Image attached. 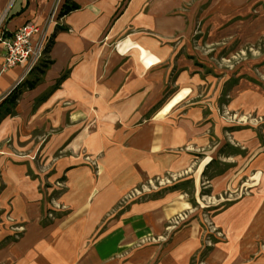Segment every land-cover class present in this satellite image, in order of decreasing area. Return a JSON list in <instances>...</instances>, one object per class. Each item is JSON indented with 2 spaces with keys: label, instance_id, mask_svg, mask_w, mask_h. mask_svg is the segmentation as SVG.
<instances>
[{
  "label": "crops",
  "instance_id": "obj_1",
  "mask_svg": "<svg viewBox=\"0 0 264 264\" xmlns=\"http://www.w3.org/2000/svg\"><path fill=\"white\" fill-rule=\"evenodd\" d=\"M71 1L79 9L58 19L65 0H19L0 32L3 39L25 23L56 18L28 74L25 63L0 73V138L7 134L2 120L29 108L27 133L42 132L34 151L54 161L53 174L41 176L33 161L0 150V210L23 230L4 246L0 264H118L117 257L121 264H188L199 247L194 231L151 243L163 240L172 216L187 208L178 189L115 213L147 179L197 181L215 160L211 132L217 148L224 141L215 108L205 116L206 100L195 95L203 80L189 41L192 18L179 12L188 0L166 9L163 0ZM2 63L0 45V69ZM11 97L13 104L5 102ZM45 177L61 185L47 187L59 192L51 202L39 191ZM48 209L60 216L50 222ZM217 256L214 264H227L220 261L225 254Z\"/></svg>",
  "mask_w": 264,
  "mask_h": 264
},
{
  "label": "rangeland",
  "instance_id": "obj_2",
  "mask_svg": "<svg viewBox=\"0 0 264 264\" xmlns=\"http://www.w3.org/2000/svg\"><path fill=\"white\" fill-rule=\"evenodd\" d=\"M183 1L163 0L161 9L174 8ZM18 2L4 3L0 32L5 30L8 9L11 6L13 10ZM179 12H190L192 18L189 41L203 80L195 95L206 100L205 116L209 115V107L215 108L224 141L217 148L211 132V157L215 160L197 181L190 175L192 179L175 180L168 176L147 179L119 201L116 217L129 203L153 197L165 189H178V201L185 202L187 208L183 204L172 216L173 226L163 231L166 234L163 240L151 243L163 244L177 230L194 231L199 247L188 258V264H214L220 253L226 255L220 261L227 264H260L264 261V0H188ZM55 21L56 18L51 24ZM26 105L30 107L31 103ZM29 117V108H25L24 112L2 120L7 134L0 138V150L14 159L33 161L41 176H50L54 161L43 162L36 153L42 132L27 133ZM29 143L35 145L29 148ZM59 152L55 155L59 156ZM201 158L198 155L197 159ZM52 185L61 187L58 183ZM52 185L45 177L39 187L48 202L59 193L47 192ZM6 211L0 210V252L7 244L17 242L23 233L21 228L14 227ZM57 214V210L45 212L50 222L60 216ZM106 228L103 226L99 234ZM140 245L138 242L134 246ZM117 260L121 264L124 259L117 257Z\"/></svg>",
  "mask_w": 264,
  "mask_h": 264
},
{
  "label": "built area",
  "instance_id": "obj_3",
  "mask_svg": "<svg viewBox=\"0 0 264 264\" xmlns=\"http://www.w3.org/2000/svg\"><path fill=\"white\" fill-rule=\"evenodd\" d=\"M53 14L49 22L37 25L25 23L17 28L9 37L0 39L3 51V63L0 73L20 63L26 64L28 74L43 57L44 44L47 40V30L53 21Z\"/></svg>",
  "mask_w": 264,
  "mask_h": 264
},
{
  "label": "trees",
  "instance_id": "obj_4",
  "mask_svg": "<svg viewBox=\"0 0 264 264\" xmlns=\"http://www.w3.org/2000/svg\"><path fill=\"white\" fill-rule=\"evenodd\" d=\"M79 9V6L73 3L71 0H65V3L63 4L61 10L59 11V14L57 15L58 19L62 18L63 16H66L67 14L76 11ZM42 72V71H41ZM58 84V83H57ZM33 85L30 86V88ZM15 98L11 97L9 99H6L5 102H9L13 104ZM174 188V187H173Z\"/></svg>",
  "mask_w": 264,
  "mask_h": 264
}]
</instances>
